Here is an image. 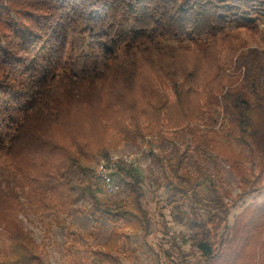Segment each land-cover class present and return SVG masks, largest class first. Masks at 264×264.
I'll list each match as a JSON object with an SVG mask.
<instances>
[{"label": "trees", "instance_id": "16d2710c", "mask_svg": "<svg viewBox=\"0 0 264 264\" xmlns=\"http://www.w3.org/2000/svg\"><path fill=\"white\" fill-rule=\"evenodd\" d=\"M262 19L264 0H0V166L25 190L24 203L66 225L60 217L79 198L70 171L89 180L99 155L152 135L173 145L171 156L149 154L166 168L199 264H264L257 202L232 224L222 198L212 202L220 211L202 216L213 175L200 164L196 174L185 168L176 143V131L187 128L197 152L229 157L244 194L264 186V56L244 36H255ZM78 63L86 71L75 72ZM212 110L221 117L218 130L190 127L207 124ZM248 156L256 159L257 175L246 167ZM124 175L129 193L114 205L85 188L93 203L80 210L95 222L107 218L113 228L99 248L70 232L65 247L75 264H135L131 234L140 244L151 217L137 167L121 165L118 180ZM20 197L9 188L0 200L6 235L0 264H46L19 218ZM183 197L191 199L190 212L180 210Z\"/></svg>", "mask_w": 264, "mask_h": 264}, {"label": "rangeland", "instance_id": "374dc122", "mask_svg": "<svg viewBox=\"0 0 264 264\" xmlns=\"http://www.w3.org/2000/svg\"><path fill=\"white\" fill-rule=\"evenodd\" d=\"M259 29L260 31L255 33V36L250 34L244 36L248 39L250 47L260 49L262 56H264V19L260 21ZM98 60V66L101 67L102 59L99 57ZM82 67L78 63L74 66V71L78 73L86 71H83ZM91 69H94V67ZM166 91L169 95H172L170 88L166 87ZM220 121L221 117L212 110L207 117V124H198L193 121L189 122V125L193 128L197 126L201 134H205L210 128L218 130ZM176 136V143L180 146V151L184 153V167L191 173L196 174L197 166L200 164L213 175L212 188L204 196L207 206L198 209L202 216L207 217L217 210L218 208L213 207L212 202L216 198H222L230 205L228 220L229 224H232L234 216L252 200H255L257 211L253 218L258 222L264 220L262 219L264 216V186L261 183L260 186L262 187L260 189L244 194L241 180L231 168V161L228 156L221 155L216 157L217 160H214L215 150H209L208 153L197 152L195 150L196 138L191 135L187 128L176 131ZM151 138L152 135H148L144 139L125 141L118 148L108 151V154L122 152L135 155L137 169L142 176V204L151 217V228L146 237H139L140 244L136 242V236L131 234L134 248H136L134 253L136 260H133V262L135 264H157L159 260L161 264H199L202 262L200 252L193 247L190 241H185V238L192 233V229L189 224L184 222V219L182 220L177 215L176 203L173 201L176 196L175 191L164 179L166 168L160 166L149 154L150 150H153L156 153L171 156L173 145L169 141L159 142L151 140ZM209 138L215 139V134L213 136L208 133L207 139ZM221 142L224 143L223 138H221ZM102 156L105 155H99L96 160ZM95 163L96 161L93 166ZM256 166V159L248 156L246 167L253 175L259 173ZM70 177L77 186L79 198L70 214L60 217L67 224L58 225L52 212L39 215L34 214L28 208L27 204L24 203L25 190L18 186L17 178L9 170L0 166V200L4 198L5 192L9 188H15L20 193L22 209L19 212V218L25 229L41 245L42 258L46 264H75L65 247L70 232L79 237L83 244L92 248H99L107 241L113 228L112 223L105 217L95 222L90 215L80 210L83 207L91 206L93 203V198L85 191L86 187L91 186L101 203L107 205H114L129 193L128 182L130 177L126 175L123 176V179H119L121 190L113 194H108L101 183L95 182L92 177L85 180L77 176L75 170L70 171ZM180 210L191 211L190 198L183 197L180 199ZM87 232H91L92 235L88 237L82 235ZM5 238L6 235L2 232L0 226V247ZM121 249H126L125 243L122 244ZM2 255L1 252L0 260L3 257ZM122 257L126 259L125 255Z\"/></svg>", "mask_w": 264, "mask_h": 264}, {"label": "built area", "instance_id": "2783aa9c", "mask_svg": "<svg viewBox=\"0 0 264 264\" xmlns=\"http://www.w3.org/2000/svg\"><path fill=\"white\" fill-rule=\"evenodd\" d=\"M121 165L137 167L136 156L122 152H113L98 158L93 166V180L101 183L108 194L121 190L120 181L117 178Z\"/></svg>", "mask_w": 264, "mask_h": 264}]
</instances>
